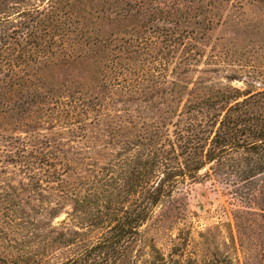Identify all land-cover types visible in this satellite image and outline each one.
I'll return each instance as SVG.
<instances>
[{"label": "rangeland", "instance_id": "374dc122", "mask_svg": "<svg viewBox=\"0 0 264 264\" xmlns=\"http://www.w3.org/2000/svg\"><path fill=\"white\" fill-rule=\"evenodd\" d=\"M202 12L179 25L142 27L146 21L131 20L103 26L104 37L141 42L134 71L121 76L123 84L140 88L136 93L105 92V81L88 64L50 72L58 83L105 92L100 114L76 125L39 113L23 127L0 118V264L71 259L101 238L115 215L133 209L139 192L134 162L147 154L142 143L151 126H163L169 149L177 122L206 121V113L186 114L188 106L217 91L264 89V4L227 0ZM198 13L192 6L191 15ZM168 31L179 37L183 31L184 38L172 43ZM24 157L33 164L26 166ZM227 183L213 175L178 186L141 228L140 242L131 244L139 264H264V181L250 202ZM97 223L103 225L90 227Z\"/></svg>", "mask_w": 264, "mask_h": 264}, {"label": "trees", "instance_id": "16d2710c", "mask_svg": "<svg viewBox=\"0 0 264 264\" xmlns=\"http://www.w3.org/2000/svg\"><path fill=\"white\" fill-rule=\"evenodd\" d=\"M226 1L0 0V118L23 127L26 118L39 113L51 117L53 123L76 125L73 121L100 114L106 107L101 99L105 92L140 91L126 81L123 84L121 76L134 71L135 48L141 42L134 37L128 42L104 37L101 30L106 23L146 21L142 27L156 22L179 25L180 20L190 23L203 17L204 9L212 13ZM250 1L264 4V0ZM192 6L199 11L196 16L191 15ZM167 34L172 43L184 38L183 31L180 37L171 31ZM75 64L91 65L93 74L105 81V92L68 80L58 83L50 73ZM209 98L188 106L186 112L206 113V121L183 127L177 122L173 139L167 138L169 149L163 143V126H151L154 130L142 143L147 154H138L134 162L139 192L133 209L115 215L101 238L62 264H126L128 260V264H139L131 244L140 242L141 228L180 185L214 175L231 184L242 202L251 201L253 191L264 181V89L235 90L234 94L217 91ZM24 158L26 166L33 164Z\"/></svg>", "mask_w": 264, "mask_h": 264}]
</instances>
